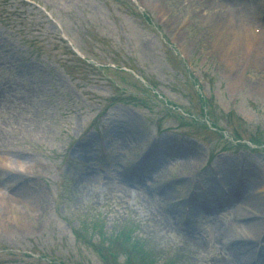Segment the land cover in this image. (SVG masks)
<instances>
[{
  "label": "rangeland",
  "instance_id": "374dc122",
  "mask_svg": "<svg viewBox=\"0 0 264 264\" xmlns=\"http://www.w3.org/2000/svg\"><path fill=\"white\" fill-rule=\"evenodd\" d=\"M207 1L0 0V264L230 261L264 193V64L220 40L264 27V0Z\"/></svg>",
  "mask_w": 264,
  "mask_h": 264
},
{
  "label": "bare ground",
  "instance_id": "6f19581e",
  "mask_svg": "<svg viewBox=\"0 0 264 264\" xmlns=\"http://www.w3.org/2000/svg\"><path fill=\"white\" fill-rule=\"evenodd\" d=\"M201 1L204 4L206 3L207 5H208V3H210L207 0H201ZM205 16H204L205 20L210 18L211 21H213L215 28H217L219 26L220 22L216 19V17H214V14L213 15L211 14V16H207V15H205ZM215 16H216V13H215ZM232 20H233V18H232ZM250 32L252 34L251 33L248 34L247 28L245 29V27H240L239 31L237 32V34L234 37L235 39L233 41L229 42V46L224 44L225 41H223V40H225V38H224V36H222L220 43L223 44V47H221L222 45L219 47L224 49L223 53H224L225 57L228 59V61H229L228 63H230L231 65L234 64L238 58H239V60H241L242 59L241 55L242 56L244 55V60H247V58H246L247 52L250 53L249 47L253 46V45L249 44L250 38H254L257 41H256V44L254 46L255 47L254 52H253L254 58L252 56H250L248 61H253L254 63L257 64V61L262 58L263 59L262 64H264V36L254 34L251 30V27H250ZM248 36H249V38H247ZM227 37H229V36L227 35ZM4 182H5V180H4ZM256 190H260V191H256V193H253L254 192L253 191L251 194H249L246 197V200H248L249 204L258 208L260 210L259 212L261 214H264V193L261 192L262 190L259 186L256 187ZM3 204L6 207H8L7 206L8 203H3ZM261 211H263V212H261ZM10 212H11V210H10ZM13 212L14 213H11V215H12L11 217H13L12 219H15V220L18 219V218H16V216H19L18 212L17 211H13ZM235 218L239 222H234L233 224L237 228L239 234L237 235V237L235 239L228 240L230 243V247L232 248L231 253H230V257L232 258L233 261L231 263L223 261L222 255L218 252L217 253V256H218L217 260H213V258L211 259L210 262L212 264H248L249 258L251 260L252 258L259 257V255L255 256V253H254L255 247L252 244L248 243L245 240V238L247 239L248 233H250V232H248L249 231L248 229H253L254 232L258 236L260 231L262 229H264V218L262 220L256 221L253 218L249 217V215H247L245 213L243 214L241 212L237 213ZM226 232L227 231H226L225 227H219L217 229L218 238L220 240L224 239ZM260 257H262V263L261 264H264V255L260 256Z\"/></svg>",
  "mask_w": 264,
  "mask_h": 264
}]
</instances>
